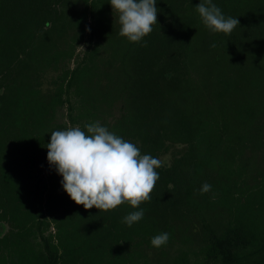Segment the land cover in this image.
I'll return each mask as SVG.
<instances>
[{
    "label": "trees",
    "instance_id": "obj_1",
    "mask_svg": "<svg viewBox=\"0 0 264 264\" xmlns=\"http://www.w3.org/2000/svg\"><path fill=\"white\" fill-rule=\"evenodd\" d=\"M199 2L157 0L133 43L110 0H0V264H264V0H213L230 35ZM97 121L163 162L131 227L47 159L53 131Z\"/></svg>",
    "mask_w": 264,
    "mask_h": 264
},
{
    "label": "clouds",
    "instance_id": "obj_2",
    "mask_svg": "<svg viewBox=\"0 0 264 264\" xmlns=\"http://www.w3.org/2000/svg\"><path fill=\"white\" fill-rule=\"evenodd\" d=\"M110 4L113 13H118L119 35L130 42L140 43L158 23L157 0H110ZM196 11L212 33L230 35L240 26L238 18L226 17L213 0H200ZM85 128L86 131L79 126L53 131L46 144L48 162L63 177L61 184L70 198L86 210L95 207L106 212L125 203L137 209L123 217L122 223L131 227L144 218L140 205L150 202V193L159 180L156 169L163 162L151 155H142L137 146L109 131L99 121ZM209 191L211 185L204 183L201 194ZM169 239L170 234L162 232L151 238V246L158 249Z\"/></svg>",
    "mask_w": 264,
    "mask_h": 264
},
{
    "label": "rangeland",
    "instance_id": "obj_3",
    "mask_svg": "<svg viewBox=\"0 0 264 264\" xmlns=\"http://www.w3.org/2000/svg\"><path fill=\"white\" fill-rule=\"evenodd\" d=\"M87 46H88V42H87V44L84 43L83 45H81V46L79 47L78 51H77V54L82 55V53H83L84 50L87 48ZM73 63H74V62H73ZM72 67H74V65H72Z\"/></svg>",
    "mask_w": 264,
    "mask_h": 264
}]
</instances>
